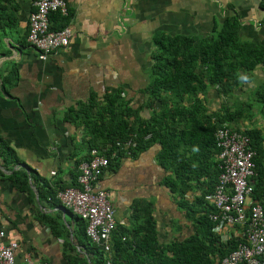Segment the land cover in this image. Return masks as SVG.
Listing matches in <instances>:
<instances>
[{
    "label": "crops",
    "instance_id": "crops-1",
    "mask_svg": "<svg viewBox=\"0 0 264 264\" xmlns=\"http://www.w3.org/2000/svg\"><path fill=\"white\" fill-rule=\"evenodd\" d=\"M258 1L173 0L165 6V0H67L68 46L39 61L25 40L32 0H18L17 27L7 38L9 54L0 57V77L12 69L17 75L14 85L0 87V137L16 162L4 164L0 158V224L3 243L17 244L15 263L27 256L35 264L94 262L83 222L54 199L55 191L73 186L77 162L86 153L81 132L63 122L64 112L117 89L132 108L138 107L148 82L152 34L205 36L213 17L231 15L226 5L237 14L240 39L264 47V11ZM157 151L152 147L136 157L124 153L101 175L99 185L109 194L116 231L137 230L149 206L156 241L168 245L194 235L195 223L164 186L170 173L157 164ZM15 174L24 190L12 182ZM199 194L194 189L183 197L194 205ZM205 201L210 204L208 197ZM227 230L218 233L223 241Z\"/></svg>",
    "mask_w": 264,
    "mask_h": 264
},
{
    "label": "trees",
    "instance_id": "trees-1",
    "mask_svg": "<svg viewBox=\"0 0 264 264\" xmlns=\"http://www.w3.org/2000/svg\"><path fill=\"white\" fill-rule=\"evenodd\" d=\"M258 6L264 11V0H259ZM225 9L231 15L223 17L218 29L213 27L203 37L171 36L159 31L152 34L148 82L141 91L143 102L138 107L132 108L117 89L111 94L91 96L86 103H78L64 112L63 122L81 132V143L86 150L83 161L88 159L91 149L109 158L116 150L114 144L128 139L133 143L127 150L131 157L157 147V164L170 173L164 179V186L178 198L177 207L195 223V234L191 237L168 245L159 244L147 206L137 230L128 234L120 229L116 231L115 227L108 257L89 243L93 264H106L107 259L111 264H219L238 244L245 242L241 229L239 234H231L223 242L213 232L215 224L208 219L214 209L205 198L212 195L218 177L213 135L223 126L248 137L255 153L250 198L252 203L261 206L264 215V134L257 128L238 129L252 105L236 102L214 112H207L205 106L204 95L209 88L219 98L231 97L251 82L255 69L264 66V47L241 40L235 10L231 5ZM19 12L18 0H0V57L9 54L7 38L17 27ZM70 17L69 10L65 17L51 13L49 30L66 27ZM16 78L14 69L8 71L7 77H0V87L14 85ZM253 96L264 107V83L256 87ZM3 142L0 137L3 163H16L12 151ZM123 154L116 151L117 158ZM116 161L109 160V167ZM75 179L76 176L73 186ZM12 182L24 190L20 175L15 174ZM194 189L200 194L194 197V205H188L183 195Z\"/></svg>",
    "mask_w": 264,
    "mask_h": 264
},
{
    "label": "built area",
    "instance_id": "built-area-1",
    "mask_svg": "<svg viewBox=\"0 0 264 264\" xmlns=\"http://www.w3.org/2000/svg\"><path fill=\"white\" fill-rule=\"evenodd\" d=\"M27 16L26 43L35 51L39 61L68 46L71 29L66 26L57 31L49 30V15L58 13L67 16V0H32ZM148 139V136L144 138ZM218 170L217 182L208 202L214 212L208 216L215 224L214 233L222 228L241 229L245 242L221 259L219 264H264V215L259 204L251 202L254 151L248 137L241 131L225 126L213 135ZM133 146L130 139L116 142L115 152L109 158L95 149L88 152V159L79 162L76 168L75 186L59 189L54 199L84 224L87 241L105 256L111 250L110 237L115 228L114 210L109 194L100 188L101 175L108 169L109 160L118 159L116 151L127 153ZM4 232L0 224V264H35L26 257L15 263V242L3 243ZM227 239V238H226ZM224 242V241H223ZM106 264H111L107 259Z\"/></svg>",
    "mask_w": 264,
    "mask_h": 264
},
{
    "label": "rangeland",
    "instance_id": "rangeland-1",
    "mask_svg": "<svg viewBox=\"0 0 264 264\" xmlns=\"http://www.w3.org/2000/svg\"><path fill=\"white\" fill-rule=\"evenodd\" d=\"M166 3L172 4V5L174 4L173 0H165V6H166ZM182 4L183 3H181V5ZM222 20H223V16L221 17L219 15V18L217 19L213 17V19L211 20L212 24H211L210 29L212 30L213 27H215V29H218ZM211 30L206 35L210 34ZM190 35L197 36V37H203L202 35H196V34H190ZM261 70L259 71V73H255V71L252 72L251 78L253 80V83L251 85L253 86H251L250 83L243 85L242 88L240 90H236L232 94L231 97L219 98L216 96V93L214 92V90L212 88H209V90L204 95L205 106H206L207 112L217 111L220 107H231V105L236 102H238L239 104H242V103L249 104L250 103L252 105L251 110L249 113H245L246 116L238 124V129L244 130V129H249V128H257L261 130V132L264 134V107L262 106V104L257 103L254 100V96H253L256 87H258L260 84H263L264 72H261ZM247 87L249 88L246 89ZM233 231H235V229H231V231L227 230V237L230 236L228 234H232ZM225 240L226 238L224 239V241Z\"/></svg>",
    "mask_w": 264,
    "mask_h": 264
}]
</instances>
